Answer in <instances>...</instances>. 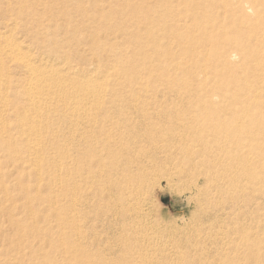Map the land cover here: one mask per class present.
<instances>
[{
  "label": "bare ground",
  "instance_id": "6f19581e",
  "mask_svg": "<svg viewBox=\"0 0 264 264\" xmlns=\"http://www.w3.org/2000/svg\"><path fill=\"white\" fill-rule=\"evenodd\" d=\"M252 1L253 4L251 7L249 6L247 8L253 10L256 7H260V10L256 11L254 16L261 17L264 21V0ZM236 2H238V0H202L196 3L185 2V5L198 6V9L202 8L211 14H215L220 7L228 8V6ZM172 5L173 4H170L168 8L160 10L161 8L157 6V4L147 7L140 6V8H137L135 4H127L126 7L128 10H118L117 14L119 17L117 18V15L109 13L105 7H101L103 12H100L98 16L94 17V21L99 23L102 27V29H99V32L95 31L97 40L100 37L108 38L110 35L116 34L129 45L126 54L130 56V59L124 67L126 68L124 70H131V72H133L131 78L127 80V84H130L134 93L127 97L123 103L127 104L131 100H138L137 104L131 106L132 108H126L123 104L122 106L118 104L119 97H111L107 100V98H102L100 94L95 93V91L106 88L108 84L107 80L104 79L106 72L102 70L100 66L95 67L99 72L98 77L89 81H85V71L82 68L79 69L77 73L70 69L71 72L69 73L55 71L52 75L44 77L41 69L32 65L30 59L24 61V57H17L16 54L22 52L21 46V48L17 46L15 48V51L18 53L14 51L7 53L4 49L0 50V63L6 60L16 64L21 70L30 75V79H28L30 88L22 89L23 91L15 98L17 101L20 100V98L28 101L27 107L17 109L15 113L19 120L18 129L21 136L19 137L20 140L7 143L4 139H0V150L7 152L13 150L21 151L22 154L30 158L32 162L31 166H33V170L30 172L29 176L24 172H21V174H18L19 172L17 173L20 180L19 184L25 183L26 180L31 179L37 182L41 181L43 174L47 173L50 169L54 174H61L68 169L66 164L61 165L57 162H53L49 166H46V164L45 167L42 165L38 167L39 162L42 163L43 161L42 154H45L44 152L48 150L43 141V136L47 133L51 134L52 132L48 123L43 120L44 118L51 120L52 114H60L62 112L60 115L65 119H70L73 125L78 122H85V138L89 139L93 145H96L95 148L99 149L100 152H104L102 155L97 154L98 156L94 154V157L91 160L89 159V166L95 167L97 170L93 171L90 174L91 176L85 177L86 201L88 197L96 191L94 197L99 196V205L103 207L104 211L107 210L112 219L114 218L113 222L111 221L112 219L110 220L111 223L108 222L110 223L111 229L112 226L119 225V227L121 226L120 230L125 234V237L119 238L120 241H122V248L120 250L115 247L110 249L113 253H118L116 259H109L103 255L96 257L90 256L87 250L85 251L87 235L81 230L80 218L71 215V213L65 214L62 208L63 206H59V203L54 201L56 196L52 194L43 196L39 188L36 187L18 186L20 193L17 196L10 197L9 190L2 187L3 192L1 193L4 194V197L2 201H0V231L11 232L13 237L1 238V233L0 243L6 246L7 254H13L14 257L11 260L8 255L9 260H6L4 256L5 253L3 255L0 254L1 263L263 264L264 250L263 240L260 235L261 227L248 225L245 222L244 215L241 214L243 212H241L242 207L239 205H237V207H235V205L233 210L234 213L240 210L239 212L241 215L238 218L232 217L233 213H228L225 214L227 215L226 218L216 219L218 223H220V226L216 233L210 236L211 238L207 239V241L211 243L209 249L205 246H201L202 243H207L206 239H204L203 242L194 241V247L199 245L201 248H196V252H194L195 257L187 261L184 260L183 257L171 254L152 258L148 252L150 246H148V242L145 241L147 239L143 236L142 231L138 229V224L133 222V217L137 213L140 214V209L136 202L138 196L144 192L145 186L131 181L132 179L137 180L136 177L133 176L132 178L130 177L131 180L125 181L126 178L123 177L127 176H124L125 173H129L128 170L130 166L123 175H119V168L124 164L125 159L127 160V157L123 154H118L119 152L116 153L115 149L128 145L127 142L132 139L142 138V133L137 132V128L144 127L145 129L147 125L146 132L150 131L148 134L151 133L156 137H166V134L162 130L155 129L153 126L156 125L151 123L155 115L148 111L155 108L157 109V107H155V103L147 100L150 92L146 89L150 88V86H152L151 84H155L156 82H159V84L162 82L161 85H164L163 83L166 78L162 79V75L156 73L149 79L151 84L146 86L143 81V76L139 74L140 68H134L135 63L137 61H143L144 63L150 64L153 60L152 55H154L156 59L162 60V66L160 67H166V69H170V72L181 71L184 72L186 76L195 75L196 77L204 68L206 70L210 69L209 77L203 75L206 77L205 79L207 82L210 83L216 78L221 81L225 80V78H238L240 73L231 71L234 63L230 60L231 55L229 52L234 51L250 59L249 63H245L239 68L241 73L247 76V74L254 72V70L261 71L264 69V42L260 41V37L257 34L232 38L229 36H222L225 35V33L215 34L214 29L210 30L196 24V29L202 30L203 34L199 38H194L190 32H182L179 29L183 26L176 24L175 15L172 13L174 12L172 10ZM96 8H99V6ZM238 8L239 7L236 9L238 16H236V19L233 21L235 27L240 24L241 20L248 19L247 12L242 8ZM82 9L80 5L74 8V10L78 12H82ZM180 11L179 9L178 12ZM65 12L69 13L68 10L63 13ZM161 12H165L169 16L156 18L155 14L158 15ZM151 15H153L155 20L147 31L149 33V38L153 43H156V46L152 51L153 54L149 52L141 58L140 55L142 54L141 49L143 45H138V43L133 41L134 37L132 33L128 31V29L131 28L129 22L131 16L139 18L138 20H143ZM193 17L194 16H190L187 20H192ZM222 17L228 18L226 15H222ZM158 25L163 26V30L160 34H155L153 29ZM6 28H9V25H7ZM100 34L103 35L101 36ZM166 39H168L169 42L163 43L160 41ZM229 39H231V41L227 43L225 40ZM83 41H85V39L76 40L78 44H83ZM175 41L179 48L176 46ZM55 45L57 48L54 52L60 55L63 52L61 43L56 42ZM163 48H169V50L163 51ZM174 50H176L177 53L178 50H180L179 52L182 53L183 56L190 58L193 64L188 65L185 62H176L173 64L174 57L172 56L175 54L173 53ZM110 51L113 52V49ZM110 51L105 49L102 50L103 53H109ZM52 55L56 57L53 53ZM115 55L121 58V54L115 53ZM80 61L85 62V57H81ZM254 62H256V65L253 64ZM150 75L152 74L150 73ZM173 75L177 74L173 73ZM41 76H43V80ZM180 77L182 76L180 75ZM101 80H103L102 83L96 84V82ZM0 82V84L4 86L8 84V78L1 75ZM136 83L139 84L134 86ZM262 83H264V74H261L259 78L253 79L250 82H248L247 78L239 79L237 81V86L239 90L243 91V94H234L227 90L224 91L222 87L223 82L221 84H214L212 87V89L218 92L217 95L207 96L208 92L202 91L201 95L197 96L200 103L196 106L191 104L189 107V110H196V114L193 115L192 120L197 125L187 126L186 129H188L189 132L185 134H178V136L170 134V136H168V141L176 142V144L174 143L177 145L174 147L175 150H169L168 145L158 147L156 148V154L150 156L147 161L156 159L155 161L153 160L156 162L159 160L158 158L163 156L165 157L164 160L167 159L169 162V158H171L170 160L172 161L173 157L177 159V157L180 156L182 158L184 157L186 163L183 162L184 165L191 167L194 172L193 174L198 173L199 177H203L207 183L214 182L217 178L222 177L224 180L222 183H225L226 186L232 185L236 187L234 184L236 182L239 183L242 178L249 179L252 184H264V176L259 177V175L254 172V168L253 170L251 169L252 166L249 165V153L246 151V149L251 148L260 158L264 152V95L262 94L264 85L262 86ZM118 85L127 87L125 80L124 82L119 81ZM159 86L160 85H155L153 87ZM181 86L189 88L192 87L193 84L188 80H184L181 81ZM204 87H206V85L200 88L204 89ZM221 89L224 91L223 94L220 93ZM51 90H54V92H51ZM43 96H51L56 101V104L49 108H42L39 106V99ZM142 97L147 99H142L141 101L140 98ZM183 98L192 99L193 96H184ZM7 99V96L2 92L0 94V100L7 101ZM50 108L52 109L50 110ZM8 111L9 110L4 107V105L0 106V114H6ZM55 111H58V113H55ZM163 113V115L166 116L168 111ZM188 114L187 111L186 113L184 111L181 116L186 118ZM170 117L172 116L170 115ZM170 123H173V121L170 120ZM0 125L2 128L7 127L4 123ZM184 132L186 131L184 130ZM152 135L151 139L153 138ZM67 144L68 145L61 146L58 149L61 154L64 155V158L65 154L73 148L72 145H69V143ZM123 149L129 151L128 154L132 153L129 147H123ZM141 153L142 152L135 156L137 161L146 160V155ZM12 157L13 159L11 161L16 162L17 158L15 154H13ZM261 159L264 161V157ZM152 163L151 160L149 164L151 165ZM135 167V175H140L141 171L147 168L143 162ZM232 174H235L233 178L229 180V183L226 182V177ZM117 175L120 177H117ZM235 176L236 179L234 178ZM63 183L64 185L66 184L62 190L63 194L68 186H74V189L78 187L79 190L83 191V188L76 183V181H69V179L65 180L58 175L49 177L50 185H48L47 191L51 192L54 187L60 186ZM195 188L198 189L197 191H201L199 187ZM59 193H61V191H59ZM25 196H28L29 200L21 202V200H24ZM5 216H8L6 222L1 219V217L4 218ZM248 220L247 222H249ZM104 226H107V224ZM199 231L205 232V228L203 227ZM204 234L207 235V233ZM204 234H200L201 239L205 237Z\"/></svg>",
  "mask_w": 264,
  "mask_h": 264
},
{
  "label": "rangeland",
  "instance_id": "374dc122",
  "mask_svg": "<svg viewBox=\"0 0 264 264\" xmlns=\"http://www.w3.org/2000/svg\"><path fill=\"white\" fill-rule=\"evenodd\" d=\"M201 1L202 0H170V3L169 0H163V2L162 0H0V50L4 49L7 53H11V51L16 52V46H21L22 52H16L18 53L16 54L17 57H24V61L30 59L32 65L41 69L44 77L52 75L55 71L69 73L72 70L77 73L79 69L82 68L85 71V81H89L98 77L99 72L95 67L100 66L102 70L106 72L104 79L107 80L108 84L106 88H102L100 91L94 90L95 93L100 94L102 98H107V100L111 97H119L117 103L121 106L123 104L124 107L126 106V108H128L137 104L138 101L131 100L127 104L123 103L127 97L134 93L130 84H127V80L131 78L133 72H131V70H124L126 69L124 67L130 59V56L126 54L129 45L116 34H112L108 38L100 37L97 40L95 31L99 32V29H102V27L99 23L94 21V17L98 16L100 12H103L101 7H105L109 13L117 15V18L119 17L117 14L118 10H128L126 7L127 4H135L137 8H140V6L147 7L157 4V6L161 8L160 10L166 9L170 4H173L172 10L174 12L172 13L175 15L176 24L183 26L179 29L182 32H190L194 38H199L203 34L202 30L196 29V24H198L210 30L214 29L215 34L225 33V35L222 36L226 37L239 38L241 36L257 34L260 37V41L264 42V21L261 17L254 16L255 12L260 10V7H256L253 10L247 8L249 6L251 7L253 4L252 0H238L235 4L228 6V8L220 7L215 14H211L202 8L198 9V6L185 5V2L196 3ZM79 5L83 8L82 12L74 10V8H77ZM97 6H99V8H96ZM237 7L247 12L248 19L241 20L240 24L235 27L233 21L236 19V16H238L236 12ZM177 9L181 11L178 12ZM66 10H68L69 13H63ZM222 15H226L228 18L226 19L222 17ZM155 16L156 18H164V16L168 17L169 15L165 12H161L158 15L155 14ZM190 16L194 17L192 20H187ZM134 17L135 16H131L129 22L131 28L128 29V31L132 33L135 43L143 45L141 49L142 54L140 55V57L143 58V55L149 52L152 53L156 46V43H153L149 38V33L147 31L152 26L155 18L153 15L146 19L142 18L143 20H138L139 18ZM7 25H9V28H6ZM162 30L163 26L159 25L155 26L153 29L155 34H160ZM100 35L102 36L103 34ZM78 39H85V41H83V44H78L76 42ZM160 41L163 43L169 42L168 39ZM225 41L228 43L231 39ZM56 42H60L63 48V52L60 55L54 52L57 48L55 45ZM175 44L179 48L176 41ZM103 49L109 51L113 49V52L103 53ZM168 50L169 48H163V51ZM179 51L180 50H178V53L176 50L173 51V53H175L172 56L174 57L173 64L176 62H185L188 65L193 64L190 58L183 56ZM52 53L56 57H54ZM115 53L121 54V58L116 57ZM229 53L231 55L230 60L234 63L231 71L240 73V75L237 79L225 78L223 81L216 78L210 83L207 82L205 79L206 77H204L210 76V69L206 70L204 68L196 77L195 75L186 76L185 73L181 71L173 72L172 68V72H170V69H166V67L161 68L162 60L156 59L154 55H152L153 60L150 64L144 63L143 61H137L138 63H135L134 68H140L139 74L143 76V81L146 86L151 84L149 79L156 73L162 75V79L166 78L165 81L163 80L164 85H161L162 82H160V84L156 82L155 84H151L152 86H150V88H146L150 92L148 99L143 97L140 98L141 101L142 99H147L155 103L157 109L155 108L148 111L155 115L154 118H152V122H150L156 125L153 126L155 129L162 130L166 134V137H156L149 133L153 137L151 139V135L148 134L150 131L146 132L147 125L145 129L144 127L137 128V132L142 133V138L132 139L127 142L128 145L115 149L116 153L119 152L118 154L125 155L128 160L125 159L124 164L120 166L119 175H123L130 166L129 170L131 172L128 170L129 173L124 174V176L127 175L123 177L127 179H125V181L131 180L130 177L132 178L133 176L136 177L137 180L132 179L131 181L145 186L144 192L138 196L136 202L140 209V214L137 213L133 217V222L138 224V229L142 231L143 236L147 239L145 241H147L149 244L148 246H150L148 252L152 258L171 254L183 257V259L187 261L195 257L194 252H196V248L200 249L201 246H205L209 249L211 243H209L207 239L211 238L210 236L215 234L220 226V223H218L216 219L226 218L227 215L225 214L228 213H233L232 217L236 218L243 214L245 222L248 225L261 227L260 235L263 240L264 250V184H252L249 179L242 178L239 183L236 182L234 184L236 187L232 185H227V187L225 183H222L224 182L222 177L217 178L214 182L207 183L203 177H199L198 173L193 174L192 168L188 165H184V157L182 158L180 156L177 157V159L173 157L172 161L170 160L171 158H169V162L167 159L164 160L165 157L163 156L158 158L159 160L156 162H154L156 159H150V161L148 160L149 162L147 161L150 156L156 154V148L158 147L168 145L169 150H175L174 147L177 146L175 145L176 142L168 141V136H170V134H175L174 136L185 134L189 132V130L186 129L187 126L197 125L192 120L193 115L196 114V110H189V107L191 104L196 106L200 103L197 96L201 95L202 91H207V96L217 95L218 92L212 89V87L214 84H221L223 82L222 87L224 91L227 90L234 94H243V91L239 90L237 86V81L239 79L247 78L248 82H250L253 79L259 78L261 74H264V69L261 71L254 70V72L247 74V76L241 73L239 68L242 67L243 64L249 63L250 59L234 51H230ZM81 57H85V62L80 61ZM253 64L256 65V62ZM150 73L152 75H150ZM173 73L177 75H173ZM1 75L8 78V84L4 86L0 84V94L4 92L8 99L7 101L0 100V106L4 105L9 111L6 114H0V124L4 123V125L7 126L6 128H2L0 125V139H4L7 143H11L15 140L19 141V137H21L18 129L19 120L15 114L16 110L28 106L27 100L20 98V100L17 101L15 98L19 96L18 94L23 91L24 88H30V85H28L30 75L21 70L16 64L6 60L0 63V76ZM180 75L182 77H180ZM41 79L43 80V76H41ZM103 80L96 82V84L102 83ZM124 80L126 81L127 87L118 85L119 81L124 82ZM184 80L192 82L193 86L189 88L182 87L181 81ZM138 84L139 83H136L134 86ZM155 85L160 86L153 87ZM203 85H206V87H204V89L200 88ZM263 85L264 83H262V86ZM224 91L221 89L220 93L223 94ZM51 92H54V90H51ZM262 94L264 95V87ZM184 96H193V98L184 99ZM55 104L56 101L51 96H43L39 99V106L42 108H49ZM51 109L52 108H50V110ZM167 111L166 117L163 115V112ZM184 111L185 113L186 111L189 113L186 115V118L181 116ZM55 113H58V111H55ZM60 114H62V112ZM60 114H52L53 117L51 116V120L43 119L48 123L52 132L51 134L47 133L43 136V141L48 150L44 152L45 154H42L43 161L42 163L39 162L38 167H40V165L45 167L46 164V166H49L53 162H57L61 165L66 164L68 169L61 174H56L65 180L69 179V181H76V183L83 188V191L79 190L78 187H76V190L74 186H68L67 189L65 188L66 191H64L63 194L62 190L66 185H64V183L54 187L51 191L53 193L47 191L48 185H50L49 177H53L54 175L57 176L53 171H50L51 169L48 170L49 172L47 171V173L43 174L41 181L37 182L31 179L26 180L25 183L19 184L20 180L17 173L19 172L18 174H21V172H24L29 176L30 172L33 170L30 158L27 156L25 157L21 151L13 150L7 152L0 150V201H2L4 197V194L1 193L3 192L2 187L9 190L10 197L17 196L20 193L19 187L21 186L39 188L43 196L52 194L56 196L54 201L58 202L59 206H63L62 208L65 214L71 213V215L80 218L81 230L87 235L85 251L87 250L90 256L93 257L103 255L109 259H116L118 253H113L110 249L112 247L118 248V250L122 248V241H120L119 238L125 237V234L120 230L121 226L114 225L111 229L109 224L111 221L113 222L114 218L112 219L107 210L105 209L106 211H104L103 207L99 205V196L94 197L96 191L95 193L93 191V193L91 192L92 194L89 196L90 198L88 197L87 201V197L85 198V177L91 176L90 174L97 170L95 167L89 166V161L94 157V154L102 155L104 152H100L99 149L95 148L96 145H93L89 139L85 138V122H78L73 125L70 119H65ZM170 115L172 117H170ZM170 120L173 121V123H170ZM184 130L186 132H184ZM67 143L72 145L73 148L65 154L64 158V155L61 154L58 149L61 146L68 145ZM123 147H129L132 153L128 154L129 151L126 149L124 150ZM246 151L249 153V165L252 166L251 169L253 170L254 168V172L259 175V177H263L264 161L261 158L264 157V152L260 158L251 148L246 149ZM140 152L146 155V160L137 161L135 159V156ZM13 154H15L17 158L16 162L11 161L13 159ZM151 160L153 163L150 165L149 163H151ZM142 162L147 167L146 169L149 170L145 169L141 171L140 175H135V166H138L139 163L142 164ZM145 163L148 164L146 165ZM119 175H117V177H120ZM234 175L235 174L228 175L225 181L229 183V180L233 178ZM236 176L234 177L235 179ZM195 187H199L201 191H197L198 189ZM59 191H61V193H59ZM26 200H29L28 196H25L24 200H21V202ZM237 205L242 207L241 212H243L241 214L239 212L240 210L235 213L233 211L234 206L237 207ZM1 219L6 222L8 216L4 218L1 217ZM246 219H249V222H247ZM106 224L107 226H104ZM203 227L205 228V232H200L199 230ZM1 233V238L13 237L11 232L0 231V234ZM199 233H207V235L204 234L205 237L201 239ZM204 239L207 241L206 244L202 243L201 246L198 245L194 247L195 242H203ZM7 253L6 246L0 243V254H4L6 260H9V258L12 260L14 257L13 254L9 255ZM262 263L264 264V260ZM0 264L6 263L0 262Z\"/></svg>",
  "mask_w": 264,
  "mask_h": 264
}]
</instances>
